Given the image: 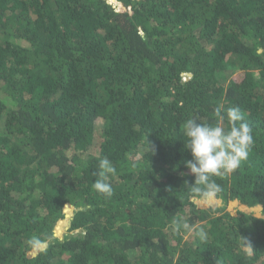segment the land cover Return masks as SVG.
Segmentation results:
<instances>
[{"label":"trees","instance_id":"trees-1","mask_svg":"<svg viewBox=\"0 0 264 264\" xmlns=\"http://www.w3.org/2000/svg\"><path fill=\"white\" fill-rule=\"evenodd\" d=\"M221 104L254 143L208 202L183 124ZM0 264H264V0H0Z\"/></svg>","mask_w":264,"mask_h":264},{"label":"clouds","instance_id":"clouds-1","mask_svg":"<svg viewBox=\"0 0 264 264\" xmlns=\"http://www.w3.org/2000/svg\"><path fill=\"white\" fill-rule=\"evenodd\" d=\"M228 122V127L224 122ZM184 135L187 138L186 149L190 150L192 159L185 162L189 174L194 177V183L189 187L196 197L203 201H214L222 193V186L214 177L221 179L240 168L248 159L254 143L252 128L244 120V114L239 106L225 108L219 105L214 110L213 122H200L199 118H188L183 124ZM116 167L107 158L99 160L97 177L93 189L105 198L113 195L111 177L116 174ZM174 230L195 231L200 240L207 239L203 227L195 229L182 217L172 221ZM30 244L34 248L44 249L48 240L33 237Z\"/></svg>","mask_w":264,"mask_h":264},{"label":"rangeland","instance_id":"rangeland-1","mask_svg":"<svg viewBox=\"0 0 264 264\" xmlns=\"http://www.w3.org/2000/svg\"><path fill=\"white\" fill-rule=\"evenodd\" d=\"M186 79H187V77L184 76V77H183V80H186ZM60 230H61V232L58 233V236H59V237H61V236L63 235V233H64V231L62 230V227L60 228ZM56 235H57V234H56Z\"/></svg>","mask_w":264,"mask_h":264},{"label":"bare ground","instance_id":"bare-ground-1","mask_svg":"<svg viewBox=\"0 0 264 264\" xmlns=\"http://www.w3.org/2000/svg\"><path fill=\"white\" fill-rule=\"evenodd\" d=\"M64 229V227L62 228V230ZM61 232V231H60Z\"/></svg>","mask_w":264,"mask_h":264},{"label":"water","instance_id":"water-1","mask_svg":"<svg viewBox=\"0 0 264 264\" xmlns=\"http://www.w3.org/2000/svg\"><path fill=\"white\" fill-rule=\"evenodd\" d=\"M58 233H60V230L58 231Z\"/></svg>","mask_w":264,"mask_h":264}]
</instances>
